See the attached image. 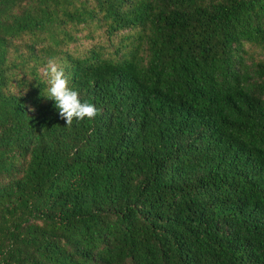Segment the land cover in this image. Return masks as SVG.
Listing matches in <instances>:
<instances>
[{
  "label": "trees",
  "instance_id": "obj_1",
  "mask_svg": "<svg viewBox=\"0 0 264 264\" xmlns=\"http://www.w3.org/2000/svg\"><path fill=\"white\" fill-rule=\"evenodd\" d=\"M0 264H264V0H0Z\"/></svg>",
  "mask_w": 264,
  "mask_h": 264
},
{
  "label": "clouds",
  "instance_id": "obj_2",
  "mask_svg": "<svg viewBox=\"0 0 264 264\" xmlns=\"http://www.w3.org/2000/svg\"><path fill=\"white\" fill-rule=\"evenodd\" d=\"M43 75L48 78L47 98L54 101L59 116L65 120L67 126H71L74 119L91 120L99 114V109L91 103L81 102L77 91L68 87V79L62 68L50 59L43 69Z\"/></svg>",
  "mask_w": 264,
  "mask_h": 264
},
{
  "label": "rangeland",
  "instance_id": "obj_3",
  "mask_svg": "<svg viewBox=\"0 0 264 264\" xmlns=\"http://www.w3.org/2000/svg\"><path fill=\"white\" fill-rule=\"evenodd\" d=\"M85 34L86 33H81L80 34V37H81V40H80V43H78V44H80L79 45V47H81V48H86V49H88V48H90L92 45L94 46V45H97L98 43H101L103 46H104V48H105V51H104V53L106 54V53H110V56H114V53H113V48L114 47H116L115 46V42L113 41V46L111 47L110 46V44L109 43H106V42H102L101 40V38H97V35H98V33H97V35L95 34V33H93V35H92V38L93 39H84V36H85ZM253 52H254V54L256 55L257 54V50L256 51H254L253 50ZM253 54V55H254ZM254 55V56H255Z\"/></svg>",
  "mask_w": 264,
  "mask_h": 264
}]
</instances>
